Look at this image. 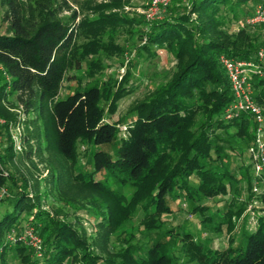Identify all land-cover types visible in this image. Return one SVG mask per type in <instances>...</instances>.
<instances>
[{
  "label": "trees",
  "instance_id": "16d2710c",
  "mask_svg": "<svg viewBox=\"0 0 264 264\" xmlns=\"http://www.w3.org/2000/svg\"><path fill=\"white\" fill-rule=\"evenodd\" d=\"M78 1L50 0L27 10L23 0H0V116L7 118L1 105L15 96L25 112L35 111L43 120L48 149L76 163L78 142L92 147L93 169L80 170L77 177L97 192L94 201L101 207L96 215L100 225L118 231L138 211L144 212L142 224L150 236L145 256L136 255L141 247L138 239L125 231L130 235L128 245L113 257L104 258L106 264H176L173 249L177 243L198 264H264V220L254 232L245 234L241 243L225 249L197 242L185 228L175 234L172 229L166 231L174 237L173 243L157 236L163 233V215L173 212V201L183 197L193 212H204L207 207L196 204V200L224 194L225 181L238 180L227 163L229 140L216 130L235 126L243 131L249 146L253 142L251 114L225 118L234 94L220 55L256 60L264 41H228L217 31L225 23L220 17L223 9L238 17L234 5L242 6L243 0H190L181 14L172 3L164 18L151 23L141 15L114 11L121 0L97 3L93 6L96 17L76 23L77 11L71 2ZM65 10L72 12L61 17ZM193 13L204 20L193 18ZM126 23L146 25L142 51L155 55L166 48L179 60L173 77L136 107L137 118L128 137L119 136L115 123L102 122L107 107L110 112L116 110L125 79L117 85L96 81L76 88L55 100L48 119V102L56 98L68 71L82 69L87 54L108 49L103 35L106 31L97 32L94 39L79 47L74 46L77 32L92 24L109 26L115 32L118 25ZM76 78L68 76L70 80ZM252 85L256 101L264 102V78L254 77ZM8 126L9 122L0 124V140L9 134ZM7 141L8 153L0 152V188H10L12 208L0 217V261L14 249L28 264H100L101 256L72 221L61 217L57 209L43 208L42 193L38 189L35 195L30 193L25 177L19 183L15 174L4 171L3 163L12 156L14 147L10 136ZM245 177L253 181L249 173ZM118 184L135 188L131 199L119 191ZM28 227H34L42 240L34 259L30 257L32 248L19 241ZM12 231L13 244L7 240Z\"/></svg>",
  "mask_w": 264,
  "mask_h": 264
},
{
  "label": "rangeland",
  "instance_id": "374dc122",
  "mask_svg": "<svg viewBox=\"0 0 264 264\" xmlns=\"http://www.w3.org/2000/svg\"><path fill=\"white\" fill-rule=\"evenodd\" d=\"M49 1L23 0L27 10L34 9V6H42L43 3ZM105 1L110 0L71 2L72 9L77 11L75 22L78 23L83 18L96 17L98 12L93 6ZM189 1L171 0L165 14L170 12L169 6L172 3L179 7L180 14L184 13ZM147 3L148 0H121V6L115 7L114 11L132 16L141 15L145 18L141 11L145 9ZM261 3L264 4V0H243L242 6L234 5L238 17L232 11L223 9L220 17L224 19L225 23L217 29L219 34L228 41H264V25L246 23L248 16ZM71 12L72 10H65L61 13V17L71 14ZM192 17L197 20L203 18L200 16L197 18L198 14L196 13H193ZM147 21L151 23V21ZM2 25L0 29H3ZM99 31H106L103 35L108 49L87 54L82 69L68 71L56 98L48 102L46 115L50 119L55 100L67 97L78 87L82 88L96 81L101 83L110 81L117 85L125 79L124 94L118 99L116 110L110 112L107 107L102 122L115 123L119 129V136L126 138L137 118L136 107L148 99L161 84L173 77L178 70L179 60L166 48L159 49L155 55L142 51V46L146 41L144 31H147V27L145 24H121L117 26L115 32H112L113 30L106 25H88L77 32L74 46L79 47L81 44L83 46L94 39ZM68 76L78 78L70 80ZM77 79L81 80L80 84H77ZM260 105L264 108V102H261ZM1 106L4 108L7 118L0 116V124L9 122V131L7 132L9 134H6L4 140H0V152L4 155L8 153L6 148L10 144L7 141L9 136L14 142L12 156L6 157V161L3 163L4 171L15 174L20 180L19 183H22L21 180L25 177L30 193L35 195L37 189L42 193L40 203L43 208L52 212L57 209L61 213V217L72 221L87 239L93 251L101 256L100 264H106L103 261L104 258L113 257L117 251L123 250L128 245L130 235H126L125 231L129 234L132 232L138 239L137 245L141 247L136 255L145 256L150 244V236L147 235L148 231L142 224L145 217L143 211H138L136 216L127 221L118 231L100 225L98 222L96 215L101 209H99L98 201H94L97 198V192L84 186L77 177L80 170L93 169L92 147L81 141L78 142V160L73 163L61 153L45 147L43 136L45 126L37 112H25L18 105L15 96L2 103ZM200 118L201 115L198 114L197 119ZM253 129L254 121L251 127L252 132H254ZM216 133L229 140L227 163L235 171L238 180L236 182L226 180L227 192L224 194L196 200V204L201 203L207 207L204 212H193V206L183 197L173 201V212L163 215V233L157 235L158 237L166 238L173 243L174 237L165 234L166 231L172 229L175 234L185 228L193 234L197 242L206 244L213 249H225L228 246L241 243L244 235L254 232L260 221L264 220V171L259 175L255 174L248 150L249 142L245 134L235 126L226 130L218 129ZM247 173L253 179L252 182H249L245 177ZM97 177L101 176L97 175ZM191 181L193 184L197 183L195 177H192ZM109 182L115 183L113 178H110ZM116 187L128 199L132 198L135 191L133 186L118 184ZM9 198H11L10 188H0V217L6 209L12 208ZM25 214L24 212L23 216ZM22 220L25 221V218ZM34 232L36 233V231ZM14 233L12 231L7 236V240L11 243L14 241ZM19 241H22L20 244L32 248L30 257L34 259L38 245L42 243L40 241L36 243L35 239L31 241L29 238H20ZM173 250L176 264H198L196 261L190 260L181 248V243H177ZM3 258L5 260L0 261V264H28L14 249H10ZM68 264L81 263L68 261Z\"/></svg>",
  "mask_w": 264,
  "mask_h": 264
},
{
  "label": "built area",
  "instance_id": "2783aa9c",
  "mask_svg": "<svg viewBox=\"0 0 264 264\" xmlns=\"http://www.w3.org/2000/svg\"><path fill=\"white\" fill-rule=\"evenodd\" d=\"M171 0H148L142 12L149 21L165 17L166 8ZM246 23L249 25H264V4L257 5L255 11L248 16ZM231 83L234 100L225 110V118L233 119L239 113L251 114L254 121V139L249 146V154L256 175L264 171V108L254 98L252 79L256 76L264 78V47L257 53V59H237L225 53L220 55ZM257 189V187H256ZM34 227H28L19 238H29L31 241L42 243L41 238L34 232ZM41 244L38 245V251Z\"/></svg>",
  "mask_w": 264,
  "mask_h": 264
}]
</instances>
